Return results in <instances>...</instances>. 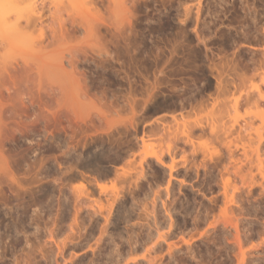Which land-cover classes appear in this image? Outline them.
Instances as JSON below:
<instances>
[{
    "label": "rangeland",
    "instance_id": "1",
    "mask_svg": "<svg viewBox=\"0 0 264 264\" xmlns=\"http://www.w3.org/2000/svg\"><path fill=\"white\" fill-rule=\"evenodd\" d=\"M22 1L12 7L18 15L5 7L10 19L0 25V264H87L128 249L129 237L136 249L112 264H264V0H121L118 10L112 0L82 1L88 12L79 0H36L33 26L32 0ZM85 39H101L108 52ZM182 116L233 127L213 141L204 126L194 158L178 141L167 183V168L142 158L139 136L161 153ZM87 211L96 212L92 233ZM118 215L126 219L115 226ZM155 221L182 250L143 241Z\"/></svg>",
    "mask_w": 264,
    "mask_h": 264
},
{
    "label": "bare ground",
    "instance_id": "2",
    "mask_svg": "<svg viewBox=\"0 0 264 264\" xmlns=\"http://www.w3.org/2000/svg\"><path fill=\"white\" fill-rule=\"evenodd\" d=\"M20 1H22V0H0V15H4V13L5 12H7V13H9L8 11L11 9V11H12V13H13V11L15 12V14L16 15H18V13L19 12H16V9H13L12 7H14V6H16V4H18V2H20ZM80 1V4L82 3L83 4V7H85V9H86V11L88 12V7L89 8H91L89 5H84V3L85 4H90L91 2L89 1V0H79ZM84 3H83V2ZM113 2V6H114V9L120 4V5H122V3H123V1H121V0H112ZM23 2V1H22ZM37 1L36 0H32L31 2H29L30 3V8H29V6L27 7V12H26V14L25 15H27L26 16V18H25V22H26V26H28V25H34V24H36V22L38 21V22H40V18H41V15L39 14V13H36L35 12V9L34 8H36L37 6H39V5H35V3H36ZM90 2V3H89ZM119 5V6H120ZM125 4L123 3V5L122 6H124ZM36 6V7H35ZM40 6H43L42 5V3L40 4ZM116 6V7H115ZM118 6V7H119ZM188 6V5H187ZM2 7V8H1ZM5 7H8L9 8V10L6 8V10H8V11H5L4 12V10H5ZM118 7L115 9V10H118ZM189 7V6H188ZM191 7V6H190ZM4 8V9H3ZM15 8V7H14ZM113 8V7H112ZM111 8V9H112ZM123 8V10H124V8L125 7H122ZM187 7H185L184 9H185V11L187 10L186 9ZM195 8H197V6H195ZM2 9V10H1ZM19 9V8H18ZM183 9V10H184ZM199 9H201V8H199ZM21 10H23V9H21ZM92 10V9H91ZM90 10V11H91ZM113 10V9H112ZM115 10H113V11H115ZM121 10V9H120ZM189 10V9H188ZM188 10H187V13L186 14H189L188 13ZM197 11V14H198V8L196 9ZM4 13H3V12ZM11 11H10V13H11ZM18 11V10H17ZM85 11V10H84ZM93 12H95L97 15L99 14V12L100 11H98V10H92ZM10 13H9V15H10ZM27 13H29V15L27 14ZM90 13V12H89ZM94 13V14H95ZM14 14V15H15ZM91 14V13H90ZM93 13H92V15H94ZM101 14V13H100ZM6 16L8 15V14H5ZM3 16V18L1 17L0 18V25L3 23V22H5L8 18L6 17V16ZM8 15V16H9ZM14 16V19H13V21L14 20H16V22H17V20H18V17L17 16ZM184 15V14H183ZM95 16V15H94ZM101 15H99L98 17H100ZM186 16V15H185ZM16 17V18H15ZM21 17V16H20ZM20 17H19V19H20ZM197 17V16H196ZM198 18V17H197ZM2 19H3V21H2ZM10 19V18H9ZM8 19V20H9ZM200 19V18H199ZM5 20V21H4ZM7 20V21H8ZM195 20H196V18H195ZM1 21H2V23H1ZM6 21V22H7ZM11 21V20H10ZM8 22V25L9 24H12L11 22ZM60 22H62V20L60 19L59 20ZM100 21H101V19H100ZM181 21V20H180ZM15 22V23H16ZM60 22H58L59 24H58V26L60 25H62V27H63V22H62V24L60 23ZM188 22V21H187ZM198 22V21H197ZM18 24H19V22H18ZM12 25H14V23L12 24ZM15 25H17V24H15ZM32 25V26H33ZM188 25V24H187ZM4 26H7V23H5L4 24ZM19 26V25H18ZM2 27H3V25H2ZM2 27H0V28H2ZM8 27H10L8 30H12V28H14L15 30L17 29L18 31H19V33H21L20 32V30H19V28H16L17 26H15V27H12V26H8ZM7 27V28H8ZM208 27V26H207ZM59 28H61V27H59ZM88 30H90V32H91V34L93 33L94 35H91L90 33H89V31L87 32L86 30L87 29H85V31L87 32V34L89 33V35L90 36H93V37H95L96 35V30L93 28V27H90V26H88V27H86ZM40 29H42V28H39V34L40 33H42V34H44L43 33V31H41ZM50 29H55V27L53 26V27H50ZM62 29V28H61ZM61 29H59L60 31H61ZM4 30L5 31H7L5 28H4ZM201 30V29H200ZM1 31V30H0ZM52 31V30H51ZM57 30H54V31H52L53 33V36L55 37L56 36V34H57V32H56ZM59 31V32H60ZM262 31H263V34H264V28L262 29ZM14 32V31H13ZM66 33H67V31H65ZM196 32H198V31H196ZM7 33V32H6ZM9 33H10V31H9ZM12 33V32H11ZM17 34H18V32H17ZM42 34H40V36L42 37ZM61 34V35H60ZM199 34V33H198ZM52 36V38L53 39H64L65 38V36L67 37V34L65 35V33H64V31H62V32H60L57 36H56V38H54ZM200 36V35H199ZM198 37V36H197ZM202 37V36H201ZM96 38H97V36H96ZM200 38V37H199ZM66 39V38H65ZM202 39V38H201ZM4 40H6V39H4ZM9 40V41H8ZM14 40V42H15V44L18 42L17 40H15V39H13ZM26 40V39H25ZM92 40V41H91ZM7 41L8 42H10V39H7ZM6 41V42H7ZM17 41V42H16ZM201 41V40H200ZM231 41V40H230ZM7 42V43H8ZM13 42V41H12ZM24 42V41H23ZM22 42V43H23ZM26 42H28V41H26ZM26 42H24V43H26ZM85 42L87 43H89V46H93L94 48H96L97 50H101V51H104V52H106L107 50H105L104 49V46H103V44L101 43V39H85ZM203 42V41H202ZM232 42H233V40H232ZM234 42H236V41H234ZM234 42H233V45H234ZM21 42H20V44H22ZM87 43V44H88ZM206 43V42H205ZM105 44V43H104ZM204 44V43H203ZM227 45V44H226ZM91 46V47H92ZM206 46V45H205ZM92 47V48H93ZM225 47V46H224ZM221 49V48H220ZM223 49H225V48H223ZM218 50V49H217ZM220 51V50H219ZM108 52V51H107ZM106 52V53H107ZM264 59V58H263ZM261 60V62L263 61L264 62V60ZM259 60V59H258ZM259 60V61H260ZM255 61V60H254ZM253 61V62H254ZM259 61H257V63L259 62ZM226 62V61H225ZM224 62V63H225ZM220 63V62H219ZM223 63V62H222ZM229 63V62H228ZM227 63V64H228ZM255 63V62H254ZM258 64H260V63H258ZM264 64V63H263ZM263 64H260V65H263ZM215 65V64H214ZM213 65V66H214ZM220 65L221 64H219V67H220ZM224 65V67H225V64H223ZM223 65H222V67H223ZM231 64H229V66H230ZM257 65V64H256ZM260 65H258V66H260ZM216 66V65H215ZM228 66V67H229ZM255 67V66H254ZM261 67V66H260ZM235 68V67H234ZM233 68V69H234ZM256 68V67H255ZM221 70V69H220ZM220 70H218V71H220ZM235 70V69H234ZM221 72V71H220ZM222 73V72H221ZM220 74V73H219ZM219 74H217V76L219 75ZM221 76V75H220ZM219 76V77H220ZM213 77V76H212ZM215 77V76H214ZM221 78V77H220ZM240 78H242V75H241V77ZM219 79V78H218ZM214 80H217V79H214ZM217 83H218V90H217V92L219 91V90H221V91H219V92H224L225 90H226V87H225V84H224V86H223V84H222V87H221V80H218V81H216ZM215 82V83H216ZM216 83V84H217ZM233 83V82H232ZM233 84H235V82L233 83ZM215 86V85H214ZM227 91V90H226ZM225 91V92H226ZM218 92V93H219ZM224 92V93H225ZM236 99V98H235ZM238 99V98H237ZM236 102H237V100H235ZM235 102V103H236ZM214 103L215 102H213L212 104L214 105ZM212 105V106H213ZM200 106H201V103H200ZM194 106H192V108H193ZM191 108V107H190ZM194 108H196V107H194ZM100 111H102V110H100ZM99 111V112H100ZM192 111V110H191ZM103 112V111H102ZM100 112L101 114L100 115H102V116H104L105 115V113L103 112ZM187 112V111H186ZM137 112H135V110L133 109V107L131 106V116H130V118L128 119L129 121V126L131 127V125L132 126H134L135 125V123H133L132 124V119L134 118V116H135V114H136ZM188 113V112H187ZM137 115V114H136ZM182 115V114H181ZM227 116H228V113H227ZM136 117V116H135ZM197 118V116L195 117V119H193L192 120V122H189L186 118H184L183 116H182V120H181V122L180 123H178V122H176V123H178V124H181V127H177V131H173V132H170V133H168V136L170 135V136H172V137H169L168 138V141L166 142V145H165V147L164 148H162L161 147V153H156V151H153V150H150V151H148V148L149 147H152V145H153V143H152V137H151V139H150V136H148L147 137V135H145V137L147 138H145L144 137V135L143 134H141V135H143V136H139L140 137V141H141V143L142 144H140V145H142V147H143V156H142V158L143 159H145V158H152V159H154L158 164H160L161 166H163L164 168H167V170H168V178H167V183H169L170 181H171V178H172V175H173V173L174 172H176L178 169L175 167L176 165H175V161H174V154L176 153L175 152V149H176V147L178 146V148H180V145H177V142L178 141H181V143L183 142V144L185 145V144H189V155H191L192 154V156H191V158H194L195 156H196V154L198 153V148H196L195 147V145H194V142H195V139H194V136L196 137L197 135H198V137H203L207 132H206V128L204 129V124L201 122V121H199V120H197L196 119ZM211 118H213V117H211ZM136 121V120H135ZM135 121H133V122H135ZM211 122H207L209 125H207V126H205V127H208L207 128V130H209L208 132L210 133V135H211V138H213V141L214 140H219L220 141V135L218 134V132L221 130V133L223 134V135H225V136H227L228 135V133L230 134V131L232 130V127H233V124L231 123V124H228V125H225L222 121H221V123H216V121H214V120H210ZM126 125V124H125ZM124 125V126H125ZM127 125H128V123H127ZM154 125V124H153ZM158 127V126H157ZM156 126H155V128H154V130L155 131H157L158 132V128H157ZM135 128V127H134ZM152 128V130H153V127H149V129H151ZM156 128H157V130H156ZM160 128V127H159ZM194 128H200L201 129V131H197V133L194 135ZM199 129V130H200ZM220 129V130H219ZM152 130H150L149 132H151ZM206 132H204V131ZM153 132V131H152ZM151 132V133H152ZM160 132V131H159ZM158 132V133H159ZM198 132H200V133H198ZM155 133V132H154ZM154 133L152 134V135H154ZM163 136V135H162ZM206 136H208L207 134H206ZM136 136H134V138H135ZM208 138V141L209 142H211L212 140L210 139V137H207ZM226 138V137H225ZM153 139L155 140H157V137H153ZM158 139H161V138H159V136H158ZM149 140V141H148ZM160 141V140H159ZM162 141V140H161ZM126 142H127V140H126ZM128 142H129V140H128ZM137 142V141H136ZM151 142V143H150ZM131 143V142H130ZM212 143V142H211ZM222 143H223V145H225L226 147H227V150L229 149V153H230V140H228L227 142L226 141H222ZM180 144V143H179ZM129 146L131 145V144H128ZM183 146V145H182ZM131 148L132 147H134L133 145L132 146H130ZM130 147H127L126 149H128V148H130ZM109 148V147H108ZM131 148H130V151H133V150H131ZM177 148V149H178ZM185 148H187V147H184V149H181V150H185ZM190 148H191V152H190ZM126 149H124V150H126ZM136 149V148H135ZM202 149H207V145L206 144H202ZM135 151V150H134ZM133 151V152H134ZM185 151H188V149L187 150H185ZM123 153H124V151H122ZM128 151H126V153H127ZM135 153V152H134ZM134 153L133 154H131L132 156L134 155ZM166 156H168L169 157V161L168 162H166L165 161V157ZM127 157H128V153H127ZM129 159H127L126 158V161H130L131 159H132V157L130 158V157H128ZM209 159H211V156L209 157ZM194 160V159H193ZM197 166H198V164H197ZM186 167V166H185ZM121 168L122 167H120L119 168V170H121ZM117 169V168H116ZM177 169V170H176ZM114 172V171H113ZM105 173V172H104ZM106 174V173H105ZM113 174H115V177H120L121 179H123V176L125 175L122 171H118V170H115V172L113 173ZM101 175V174H100ZM103 176V175H102ZM107 176V175H106ZM144 176H145V173L142 171V170H139V171H137L136 173H135V177H136V179L138 180V181H140L141 179H143L144 178ZM104 177H105V175H104ZM125 177V176H124ZM145 179V178H144ZM180 182H182L183 180L182 179H180L179 180ZM104 185V183H102L101 181H96L95 182V186H96V188H98V190H99V192H101L102 190L104 191V189H105V187L103 186ZM225 186V185H224ZM101 190V191H100ZM223 195L224 196H226L227 197V191L225 190V187L223 188ZM94 194V192H90V194ZM226 197H225V199H226ZM101 211V210H100ZM88 212V211H87ZM86 212V213H87ZM104 215H103V214ZM165 213L166 214H168V217H170V213H169V209H165ZM96 212H88V216H89V218H92V220H93V223H92V228H91V233L92 232H94V227H96V225H97V217H96ZM100 214V216L103 218V220H104V222L105 223H107L108 222V220H109V213L107 212V213H104V212H100L99 213ZM123 216H120L119 217V215H118V217H116V223L114 224L115 226L117 225V222L120 220V218H122ZM122 219H126V217H123ZM154 227H155V229H154V231H155V234H152V233H147L146 235H145V237H144V239H143V241H145V242H147L148 240H151V241H153L154 242V247H152V248H154V249H156V250H161V248L163 247V244L165 243L166 244V246H167V251L169 252V254H171V253H174L175 251H176V249L177 250H182L183 249V247L180 245H175L174 243H170V242H168L167 241V238H170V234H169V237L167 236V234L168 233H164V232H160V226H159V224L155 221L154 222ZM234 228H236V226H234ZM236 230V229H235ZM237 231V230H236ZM107 231H106V226L104 225V226H100V228H99V236H101L103 233H106ZM108 233V232H107ZM139 234V233H138ZM143 234V233H142ZM141 235V234H140ZM236 235H238V234H236ZM172 236V235H171ZM86 239V238H85ZM97 241H99V240H101V238L99 237L98 239H96ZM126 241H127V243H128V245H129V248L128 249H122V251H119V249L118 248H113V249H110L109 251H107L106 253H100L98 256H97V259L99 260V261H97V260H94L93 258H91L90 259V261L87 263V264H91V262H93L92 264H112L113 263V261H118V259H115V255H118V258H120V259H122V258H124V256H122V254H126V253H129L131 250H135L136 249V246H135V244H137V242H138V240L137 239H135V240H133L131 237H129V238H127L126 239ZM104 243V242H103ZM134 243V245H132ZM184 243L186 244V246L188 245L189 246V242L187 241V240H185L184 241ZM141 244V243H140ZM185 246V248H189L188 246L186 247ZM151 248H148L147 250H150ZM57 250L59 251L60 250V247H57ZM88 250H91V251H93V248H91V246H89L88 247ZM117 252H119V254L117 253ZM122 253V254H121ZM156 257V256H155ZM136 258L137 257H132L129 261H135L136 260ZM140 258H146L145 257V255H142ZM78 259H79V257H78ZM80 260H81V258H80ZM168 260H170V259H168ZM116 261V262H117ZM148 262H151V260H148ZM152 264H155V262H153Z\"/></svg>",
    "mask_w": 264,
    "mask_h": 264
}]
</instances>
